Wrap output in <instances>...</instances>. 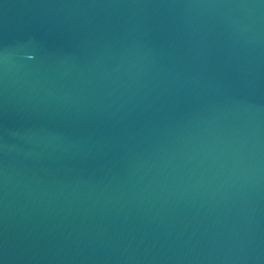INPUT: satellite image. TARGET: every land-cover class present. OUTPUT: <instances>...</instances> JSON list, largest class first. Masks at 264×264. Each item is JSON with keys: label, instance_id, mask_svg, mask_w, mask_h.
<instances>
[{"label": "water", "instance_id": "obj_1", "mask_svg": "<svg viewBox=\"0 0 264 264\" xmlns=\"http://www.w3.org/2000/svg\"><path fill=\"white\" fill-rule=\"evenodd\" d=\"M0 264H264V0H0Z\"/></svg>", "mask_w": 264, "mask_h": 264}]
</instances>
